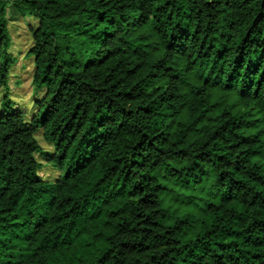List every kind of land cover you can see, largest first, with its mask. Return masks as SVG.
I'll list each match as a JSON object with an SVG mask.
<instances>
[{
    "label": "trees",
    "instance_id": "obj_1",
    "mask_svg": "<svg viewBox=\"0 0 264 264\" xmlns=\"http://www.w3.org/2000/svg\"><path fill=\"white\" fill-rule=\"evenodd\" d=\"M0 264H264V0H0Z\"/></svg>",
    "mask_w": 264,
    "mask_h": 264
},
{
    "label": "rangeland",
    "instance_id": "obj_2",
    "mask_svg": "<svg viewBox=\"0 0 264 264\" xmlns=\"http://www.w3.org/2000/svg\"><path fill=\"white\" fill-rule=\"evenodd\" d=\"M10 13V12H9ZM9 30L12 39L11 49L17 55L16 62L12 65L9 76V89L13 98L25 107L27 113L34 109L33 86L31 84L32 60L25 54L31 44V33L29 24H35L36 19L27 15L22 16L17 13L9 14ZM28 20V21H27ZM39 143L45 150H52V145L41 135L37 133ZM44 164L40 168V173L46 177H52L57 174V168L41 159Z\"/></svg>",
    "mask_w": 264,
    "mask_h": 264
}]
</instances>
